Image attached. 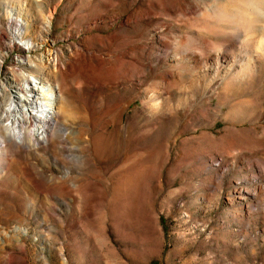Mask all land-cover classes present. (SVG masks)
<instances>
[{"label": "rangeland", "instance_id": "obj_1", "mask_svg": "<svg viewBox=\"0 0 264 264\" xmlns=\"http://www.w3.org/2000/svg\"><path fill=\"white\" fill-rule=\"evenodd\" d=\"M263 14L0 0V264H264ZM31 75L43 141L5 125Z\"/></svg>", "mask_w": 264, "mask_h": 264}, {"label": "bare ground", "instance_id": "obj_2", "mask_svg": "<svg viewBox=\"0 0 264 264\" xmlns=\"http://www.w3.org/2000/svg\"><path fill=\"white\" fill-rule=\"evenodd\" d=\"M175 56V54L169 55L170 58ZM31 78L21 85L28 92L29 98L22 101L24 96L19 95V98L11 99L5 108V125L14 138L19 141L25 140L26 132L31 133L39 141L45 140L48 135L47 126L50 121L54 120L58 108L59 93L56 90L57 86L49 85V81H42L35 75H31ZM40 98H43V101H39ZM26 124H32V128L27 129Z\"/></svg>", "mask_w": 264, "mask_h": 264}]
</instances>
